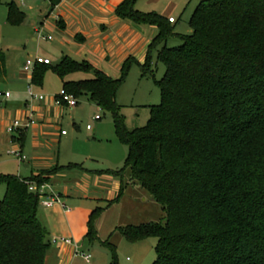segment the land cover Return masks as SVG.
Here are the masks:
<instances>
[{"label":"trees","instance_id":"trees-1","mask_svg":"<svg viewBox=\"0 0 264 264\" xmlns=\"http://www.w3.org/2000/svg\"><path fill=\"white\" fill-rule=\"evenodd\" d=\"M123 0L115 15L155 26L141 77L154 79L151 54L165 72L155 84L160 103L150 106L145 126L127 131L115 96L133 60L127 58L118 78L86 62L64 56L55 65L35 64L31 84L42 86L51 71L74 98L86 96L111 114L118 138L128 148L125 168L161 206L165 222L119 227L129 243L157 239L152 264H264V0H200L187 34L156 13L135 9ZM6 23L24 20L14 3L6 5ZM170 36L181 44L167 47ZM5 56L0 51V75ZM81 72L84 80H67ZM20 132L15 141L21 143ZM54 167L36 177L0 173L5 192L0 199V264H44L48 233L37 218L39 195L28 183L46 184ZM118 176L120 172H110ZM122 189V188H121ZM89 216L85 239L98 240ZM109 264H117L114 247Z\"/></svg>","mask_w":264,"mask_h":264},{"label":"crops","instance_id":"crops-1","mask_svg":"<svg viewBox=\"0 0 264 264\" xmlns=\"http://www.w3.org/2000/svg\"><path fill=\"white\" fill-rule=\"evenodd\" d=\"M122 1L0 0V8L6 14V5L14 3L24 14L23 22L15 27L25 29L31 42H38L39 32L47 33L51 38L48 41H55L60 52L58 62L67 56L77 62H86L116 79L117 75H112L110 70L113 67L119 70L121 63L130 57L137 59L139 64L144 63L147 47L158 32L155 26L118 18L115 9ZM136 10L141 11L139 8ZM176 23L175 19L170 25L174 28ZM175 30L173 33L179 34ZM48 32L55 36L51 37ZM25 41L27 43L29 40ZM85 74L92 77L91 72ZM31 75L22 67L16 76L6 74L5 70L0 79V93H9L8 98L0 96V173L28 179L54 167L72 165L71 168L49 175L46 181L45 192L56 195L64 207L58 204L49 208L39 205L37 210V218L47 230L49 240L44 264H109L107 252L96 246L95 242L90 243L85 239L87 223L93 210L102 208L94 221L97 238L106 220L107 229L111 228L114 221L112 214L108 216L111 207L104 208L115 204L119 209L122 184L116 176L99 173L89 167L86 164L88 156L77 153L73 137H68L67 131L62 129V122L67 118V108L73 111L78 104L75 107H57L53 102L46 103V97L42 101L30 98L27 87L30 85L32 92L37 89L31 84ZM57 80L61 88L62 82L58 77ZM35 93H40V90ZM29 115L34 124L22 130V141L16 142L17 135L9 134L7 127L15 120L25 122ZM100 120L101 117L96 121ZM61 131H65V134H61ZM87 131L93 132L94 129L91 126ZM68 145L72 147L70 154H67ZM14 150H19L25 156V161L16 163L8 154ZM118 220L117 217L114 223L117 224ZM115 226V230L119 228ZM61 238L70 239L73 244L52 242L53 239ZM75 246L78 251L91 255L88 263L75 254Z\"/></svg>","mask_w":264,"mask_h":264},{"label":"rangeland","instance_id":"rangeland-1","mask_svg":"<svg viewBox=\"0 0 264 264\" xmlns=\"http://www.w3.org/2000/svg\"><path fill=\"white\" fill-rule=\"evenodd\" d=\"M199 1L137 0L135 9H141L140 12L142 13H156L165 18L174 17L177 23L173 29L184 35L189 31L188 21ZM0 10H2L0 14V51L5 56L6 74L16 76L29 57H48L52 65L58 62L60 52L55 41L46 40L47 33L39 32L38 42L33 43L30 41L25 29L6 24V14H4L3 9L0 8ZM50 35L51 37L55 36L54 34ZM25 39L29 41L26 43ZM180 44L181 41L176 36H170L166 41L167 47H176ZM130 59L133 60V63H131L126 79L115 96V102L119 106V114L127 131L146 125L150 116V106L160 103V92L154 81L159 80L165 72L164 66L156 62L154 52L151 54L154 79L141 77L137 59L134 57H130ZM110 71L112 75L119 77L120 69L113 67ZM29 74H32V72H29ZM89 77L85 73L77 72L68 76L67 79L78 81ZM2 78V75H0V79ZM59 85L56 75L51 71H47L42 86H35L37 88L35 91L40 90V93L33 92L35 95L45 96L47 98L46 103L51 104L54 96L62 89ZM76 101L78 105L76 104L77 107L73 111L67 108V118L62 122V129L67 131L68 137H73V146L77 153L81 156H88L86 157V164L89 167L96 169L99 173L112 176L115 175L110 172H120L116 177L122 184L119 209L115 204L104 208L111 207L108 216L112 214L114 221L117 217L119 220L116 222L117 224L113 221L109 230L107 229V220L105 221L95 245L106 251L111 260L112 252L103 245L108 240L114 247L117 264H152L156 259L155 246L157 239L151 237L141 242L129 243L114 229V225L123 228L128 225L138 226L146 223L163 224L165 214L161 206L154 201L149 193L131 181L130 170L125 168L128 148L118 138L111 114L90 104L85 96L76 98ZM96 115L101 117L100 121H93ZM89 124L94 129L93 132L85 129ZM71 149L72 147L68 145L67 154L71 153ZM11 152L9 151L8 154L18 163ZM4 192L5 186L0 184V199L3 198Z\"/></svg>","mask_w":264,"mask_h":264},{"label":"built area","instance_id":"built-area-1","mask_svg":"<svg viewBox=\"0 0 264 264\" xmlns=\"http://www.w3.org/2000/svg\"><path fill=\"white\" fill-rule=\"evenodd\" d=\"M18 1L22 2L23 0H18ZM167 20L169 23L175 22V19L173 17H169ZM50 39H51L50 37L46 38V40H50ZM35 64H50V61L48 59H44L42 57H29L25 61L23 68L27 72H32L33 66ZM27 95L30 98H36L40 101L45 99V96H43V95L33 94L30 85L27 87ZM0 96H2L4 98H8L9 93L8 92H5L3 94L0 93ZM52 102H53L54 106H57V107H62V106L75 107L77 104L76 98H74L70 94H67L64 89H61L60 92L56 96H54ZM99 119H100L99 115L94 117V121L99 120ZM33 124H34V121L32 120L31 115H29L25 122H21L20 120L13 121L7 127L6 131L9 134H15V136H16L22 130L28 128L29 126H31ZM86 129L90 130L91 126L87 125ZM61 134H65V131H61ZM11 154L14 157H16L18 162H23L26 159L25 156H23L19 150H14L11 152ZM46 187H47L46 184H42L40 186H37L34 182L28 183V190L32 193H37L39 195V205L40 206L45 207V208H49V207L53 206L54 204H58V205H61L62 207H64V205L61 203L60 199L56 195L47 194L45 192ZM52 242L53 243L59 242L61 244H68V245L73 244L72 240L63 239V238L53 239ZM75 254L78 255L79 257H81L82 259H84V261L87 263L90 261L91 255L89 253H84V252L78 251L77 247L75 248Z\"/></svg>","mask_w":264,"mask_h":264}]
</instances>
